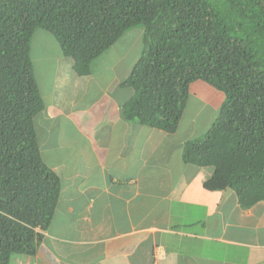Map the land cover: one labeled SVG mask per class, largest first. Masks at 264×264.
I'll return each mask as SVG.
<instances>
[{"label":"trees","instance_id":"16d2710c","mask_svg":"<svg viewBox=\"0 0 264 264\" xmlns=\"http://www.w3.org/2000/svg\"><path fill=\"white\" fill-rule=\"evenodd\" d=\"M134 28L143 51L120 85L133 92L122 117L174 134L191 86L207 83L224 100L184 161L214 168L207 190L232 191L243 208L264 202V0H0V264L36 256L63 185L35 126V31H49L86 76Z\"/></svg>","mask_w":264,"mask_h":264},{"label":"crops","instance_id":"0c3cea01","mask_svg":"<svg viewBox=\"0 0 264 264\" xmlns=\"http://www.w3.org/2000/svg\"><path fill=\"white\" fill-rule=\"evenodd\" d=\"M54 44L39 74L34 63L44 101L35 126L63 185L38 253L13 264H264V202L243 208L232 191L205 188L214 168L183 158L203 135L194 124L169 134L122 117L133 92L120 85L140 54L126 66L132 53L111 58V47L82 76ZM196 98L218 114L221 103L191 90Z\"/></svg>","mask_w":264,"mask_h":264},{"label":"rangeland","instance_id":"374dc122","mask_svg":"<svg viewBox=\"0 0 264 264\" xmlns=\"http://www.w3.org/2000/svg\"><path fill=\"white\" fill-rule=\"evenodd\" d=\"M142 31L140 28H134L129 32H126L124 36H122L113 47L114 52H109V54H105L111 58L116 55H124L126 53H132L130 58L126 62V66L132 64L134 61H137L138 54H142L143 47H141V35ZM57 40L52 36V34L44 29H37L34 33L32 42H31V57L36 66V72L39 74L38 62L37 60L46 54V52H56V44ZM133 43H140L139 46L132 48ZM107 51V50H106ZM103 60H99L96 66L102 67L104 64ZM191 90L196 92L200 97L205 100H215L216 102L222 103L224 100V95L209 86L207 83L199 81V83H195L191 86ZM205 101H201L199 98L192 99L188 101L186 104V109L182 118V125H190V123L194 124L191 132L197 130V134H205L207 132V128L210 126L214 116L216 117V110L209 103H204ZM216 104V103H215ZM214 108V110H213ZM196 128V129H194ZM191 134V133H189Z\"/></svg>","mask_w":264,"mask_h":264}]
</instances>
